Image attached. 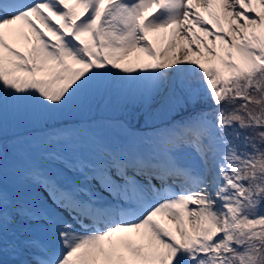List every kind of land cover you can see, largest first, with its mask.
I'll list each match as a JSON object with an SVG mask.
<instances>
[{
  "label": "snow or ice",
  "instance_id": "1",
  "mask_svg": "<svg viewBox=\"0 0 264 264\" xmlns=\"http://www.w3.org/2000/svg\"><path fill=\"white\" fill-rule=\"evenodd\" d=\"M0 264H264V0H0Z\"/></svg>",
  "mask_w": 264,
  "mask_h": 264
},
{
  "label": "rangeland",
  "instance_id": "2",
  "mask_svg": "<svg viewBox=\"0 0 264 264\" xmlns=\"http://www.w3.org/2000/svg\"><path fill=\"white\" fill-rule=\"evenodd\" d=\"M211 39V38H209ZM138 55L137 53H133V57ZM115 71V70H114ZM121 75H124L121 73ZM139 103V100L134 95H127V94H121L118 92H111L108 95H106L104 101L100 104L99 108H97L95 105H93L91 111L87 110L86 108L83 109H76L71 111L69 114L59 117L57 122L58 127L61 126H67L69 128H79V129H87L90 126L95 127L96 124H105V123H111L113 121H108L103 119L101 116L104 117L107 116H114L118 117V115H124V113L128 110V108H131L133 105V102ZM87 119V120H86ZM86 120V122H85ZM62 121H67L68 123L66 125L59 123ZM95 121V122H93ZM160 121L157 120V123ZM39 125H35L29 122H23V121H17L13 119L12 117L9 118V124H8V146L10 150L9 152V173L13 172V167L16 161L13 159L12 156V137L18 136V135H24L27 133L29 129L38 128ZM52 129H50L51 131ZM37 135H41V133L37 132ZM9 188H12L10 184H8Z\"/></svg>",
  "mask_w": 264,
  "mask_h": 264
},
{
  "label": "bare ground",
  "instance_id": "3",
  "mask_svg": "<svg viewBox=\"0 0 264 264\" xmlns=\"http://www.w3.org/2000/svg\"><path fill=\"white\" fill-rule=\"evenodd\" d=\"M150 38H152L151 36H150ZM154 43H155V41H154ZM133 55V54H132Z\"/></svg>",
  "mask_w": 264,
  "mask_h": 264
}]
</instances>
